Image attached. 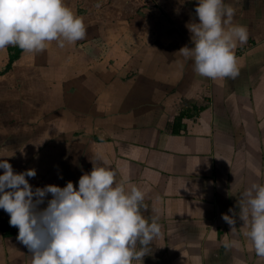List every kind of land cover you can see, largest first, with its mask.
I'll list each match as a JSON object with an SVG mask.
<instances>
[{"label":"crops","instance_id":"1","mask_svg":"<svg viewBox=\"0 0 264 264\" xmlns=\"http://www.w3.org/2000/svg\"><path fill=\"white\" fill-rule=\"evenodd\" d=\"M66 3L85 39L23 51L10 69L16 46L0 50V158L16 173L35 169V189L77 185L102 153L159 218L144 264H264L238 217L243 191L264 184V0H225L249 37L234 49L239 75L215 80L177 53L193 46L185 25L198 22L197 0ZM230 208L235 232L222 219ZM9 219L0 209V264H31Z\"/></svg>","mask_w":264,"mask_h":264},{"label":"clouds","instance_id":"2","mask_svg":"<svg viewBox=\"0 0 264 264\" xmlns=\"http://www.w3.org/2000/svg\"><path fill=\"white\" fill-rule=\"evenodd\" d=\"M194 11L198 22L194 18L185 25L193 46L177 53L183 61H193L201 77L236 78L234 49L247 42V27L233 22L235 9L225 0H197ZM86 35L83 17L66 0H0V50L17 46L34 54L53 41L63 48ZM90 162L91 172L81 175L77 185L69 181L64 187L34 189L26 177H35V169L16 173L0 158V209L10 216L9 225L18 228L16 239L28 248L31 264H144L151 254L162 226L157 216L143 214L145 192L116 182L117 173L102 153ZM229 212L233 215L222 214V219L235 232L237 213ZM238 217L246 241L264 258V184L253 183L243 191ZM238 243L233 240L225 247ZM192 260L202 264L200 256Z\"/></svg>","mask_w":264,"mask_h":264},{"label":"trees","instance_id":"3","mask_svg":"<svg viewBox=\"0 0 264 264\" xmlns=\"http://www.w3.org/2000/svg\"><path fill=\"white\" fill-rule=\"evenodd\" d=\"M10 52V62L7 69H10L14 62L20 57L23 50H21L19 47H12L9 49Z\"/></svg>","mask_w":264,"mask_h":264},{"label":"built area","instance_id":"4","mask_svg":"<svg viewBox=\"0 0 264 264\" xmlns=\"http://www.w3.org/2000/svg\"><path fill=\"white\" fill-rule=\"evenodd\" d=\"M15 230V229H14ZM14 230H12V231H14Z\"/></svg>","mask_w":264,"mask_h":264}]
</instances>
